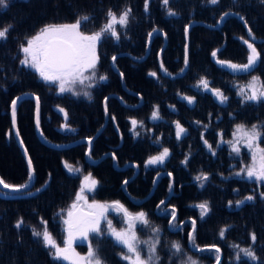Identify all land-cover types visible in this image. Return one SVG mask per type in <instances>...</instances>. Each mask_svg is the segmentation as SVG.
<instances>
[{
    "label": "trees",
    "instance_id": "trees-1",
    "mask_svg": "<svg viewBox=\"0 0 264 264\" xmlns=\"http://www.w3.org/2000/svg\"><path fill=\"white\" fill-rule=\"evenodd\" d=\"M126 6L133 8L135 19L130 22L126 38H122L119 45L107 40L98 49V75H107L108 80L98 82L90 89L91 100L83 96H58L55 86L45 85L37 74L21 69L19 61L14 59L20 43L39 32L45 24L71 23L78 16L88 14L94 18L86 26V31L90 33L97 30L103 22V13L108 7L120 11ZM171 6L180 13L178 17L166 16L159 0H152L151 12L147 15L143 12V0H7V7L0 8V27L11 25L7 41L0 42V178L16 184L28 181L27 164L11 131V99L22 93H36L41 97L40 131L43 137L53 144H69L87 136H94L106 120L104 128L93 142L92 159L110 154L98 163L90 164L85 160V143L64 149H53L42 144L35 134L33 100L25 98L19 101L16 126L32 161L34 182L28 191L33 194L29 196L28 191H25L13 194L7 199L0 197V264H67L63 261H53L38 239L32 236L33 227L42 229V218L48 222L49 230L61 246L63 244L64 234L57 213L66 209L74 200L80 176L70 175L62 160L80 166L82 173L91 172L98 180V188L88 195L89 199L106 202L119 200L130 212L144 211L149 214L151 226L161 229L160 235L164 244L159 252L161 261L158 264H176V259L171 256L168 247L173 240H178L190 255L199 257L206 264L213 263L214 253H193L189 250V218L197 219L198 245L215 243L221 247V264H235V250L229 245L236 243L247 247L250 243L248 233L255 231L258 243L253 245V248L260 257L258 264H264V201L257 195L254 202H247L241 208L235 206L236 200L252 194L255 189L254 182L250 183L231 175L239 170L242 164L240 159L246 158V154L241 151L238 158L230 155L227 145L216 148L218 131L223 130L225 139L230 140L235 124L245 123L250 127L253 123L264 122V103L241 105L240 97L236 95L237 88L247 85L252 75H260L261 82L264 83V62L258 64L257 70L251 75L232 73L220 68L211 55L216 49L221 50L218 54L221 59L246 63L248 49L240 39H247L245 26L234 15L229 16L217 29L199 24L214 25L222 12H239L245 16L256 37L264 38V5L260 4L259 0H238V3L220 0L216 6L209 5L207 0H171ZM189 20L198 24L193 25L190 30L189 67L182 76L168 79L159 73L157 52L164 42L162 35L152 40L144 60L134 62L126 56L129 54L142 57L146 52V34L156 26L167 33L161 56L165 67L172 74L180 73V69L184 67V25ZM256 46L264 57V42L256 43ZM114 54H122L119 55L117 66L119 71L125 73L123 84L126 90L122 87L119 75L110 66L111 56ZM149 71H157L159 79L149 77ZM201 76L211 82V87H218L228 95V102L221 105L202 88L198 91L196 84ZM136 93H140L138 96L143 98L142 103L134 109L124 107L114 97L108 101L109 112L117 117L120 129V132H117L110 117L104 116L103 99L108 95H118L125 104L134 105L139 102ZM177 93L195 96L196 101L189 106ZM57 105L69 111L68 123L76 129L75 133L60 130L59 126L64 120L63 114L57 110ZM153 105L159 106L162 119L151 120ZM169 105H174L176 111L173 112ZM210 112L211 118L208 115ZM229 113L233 116L230 117ZM130 118L143 121V127H137L140 135L135 139L129 130ZM176 120L188 130V135L179 142L175 139L172 123ZM194 121L210 124L205 135L216 148V156H212L204 147L200 140L202 129L198 128ZM155 137H160L159 144L153 142ZM163 147L170 149V156L165 165L150 166L146 170L144 161L148 156L157 154ZM260 147L264 148V141L260 142ZM113 151L118 157L117 165L139 164L137 176L126 187H122V183L133 174L134 168L127 167L116 171L111 159ZM189 153V163L183 166L181 161ZM157 171L164 174L159 177L151 197L140 204L133 203L129 196L134 199L146 196L152 188ZM169 171L173 173L175 184L167 202L177 207L178 221H188L180 232L169 231L168 218L156 215L155 211L159 201L165 199L169 193V178L166 175ZM201 171L207 172L210 177L203 189L199 188L198 182L193 179ZM37 188H41V191L37 192ZM204 200L209 201L211 211L200 221L199 209L192 205ZM229 200L233 202L231 208L228 207ZM21 217L25 223L20 229H16L15 222ZM113 222L119 226L117 219ZM225 225L231 227L225 238L220 239L219 230ZM75 250L84 253L86 246H75ZM120 251V246L110 238L99 241V254L106 264H127L119 259L117 253ZM240 264H249V261L242 258Z\"/></svg>",
    "mask_w": 264,
    "mask_h": 264
},
{
    "label": "snow or ice",
    "instance_id": "snow-or-ice-1",
    "mask_svg": "<svg viewBox=\"0 0 264 264\" xmlns=\"http://www.w3.org/2000/svg\"><path fill=\"white\" fill-rule=\"evenodd\" d=\"M232 3H238V0H231ZM161 7L164 9V14L168 17H178L180 13L171 6V0H159ZM209 5L216 6L220 3V0H207ZM259 3L264 5V0H259ZM152 0H143V12L145 15L151 12ZM0 7H7V0H0ZM236 15L247 29L248 38L240 37L243 44L248 49V55L246 63H234L230 60L219 58L220 49L213 50L211 55L215 58V63L222 69H227L232 73L242 72L251 75L253 71L257 70V65L264 62V57L256 46L255 41L257 37L249 26V22L245 16L240 15L239 12L224 11L220 14L219 18L215 21V25H208V27L221 25L229 16ZM104 20L99 25L97 30L88 33L86 31L87 24L93 21V17L88 14L78 16L71 23L63 24H45L39 32L35 35L27 37L24 42L20 43L18 54L14 59L19 61L21 69H27L37 74L38 78L49 86H55L58 96H67L70 98H84L91 100L92 93L85 89H92L98 82H106L108 80L107 75H98V64L100 62V55L98 49L104 45L107 40H111L114 44L119 45L122 38H126V31L132 20L135 19L133 14V8L130 6L124 7L123 10L117 11L112 7H108L103 13ZM194 21L189 20L184 25V68L189 67V38L190 30ZM11 30V25L7 27H0V42H6ZM163 35L167 39V33L156 26H153L146 34L145 49L148 50L151 47L152 40L158 36ZM164 49L161 48L157 52V59L159 61V70L165 76H172L173 74L167 70L164 61L161 56ZM118 54L111 56V67L114 70H118L117 60ZM133 61H140L143 57H132ZM184 68L180 69L183 73ZM149 77L159 79L157 71H149L147 73ZM119 77L122 82L125 80V73L119 71ZM15 79V77L13 78ZM259 83V87H257ZM196 88L199 91L201 88L210 93L219 104L223 105L228 102L229 97L218 87H211V82L205 77L201 76L197 81ZM140 95V93H136ZM177 95L186 101L189 106H192L195 101V96L184 95L183 93H177ZM236 95L240 97L239 103L241 105L262 104L264 103V83L261 82L260 75H252L251 81L247 86H239L237 88ZM32 98L35 100V124L37 129L40 128V101L41 97L36 93H31ZM143 97H141L142 99ZM23 99L22 96H15L11 99L10 113L13 128L17 123V105L19 101ZM111 99L109 96H105L103 99V111L106 118L110 117L111 122L116 125L117 132H120L119 125L117 123V117L115 114L109 112L108 101ZM173 112L176 111L174 105H169ZM58 112L63 114L64 122L60 125L61 131L76 132V129L72 128L68 123L69 111L65 107L57 105ZM209 118L212 113L210 112ZM232 117L233 114L229 113ZM151 120L157 121L162 119L159 113V106L153 105L151 111ZM218 119V117H217ZM130 131L133 139L140 135L137 131L138 125L143 127V121H138L135 118H130ZM175 128V139L181 141L188 135V130L179 121L172 122ZM200 131V140L204 147L212 156H216L218 153L216 148H221L223 145L230 147V155L239 156L241 154V147L243 145L249 150L252 157L251 164H241L238 171H234L231 175L235 177H241L248 182L255 183V189L252 194L246 195L243 199H238L235 202L237 208H241L247 202H254L259 196L261 201H264V148L260 147V142L264 141V122L253 123L248 127L245 123H237L234 126L232 132V138L225 139V133L220 130L216 133L218 140L216 148L206 139V132L209 130L210 124L202 121L193 122ZM101 127H103L101 125ZM99 131V129H98ZM150 132L151 129H148ZM42 134V133H41ZM19 136V132H16ZM96 139L94 136H87L83 138L82 143L87 144V149L84 153L85 157L92 160L93 142ZM121 139L123 136L121 134ZM155 144L160 143V137H155ZM21 143H23L21 141ZM27 155V152L25 153ZM170 156V149L163 147L155 155H150L144 161V168L147 170L150 166H162L165 165L168 157ZM191 153L186 154L181 161L183 166H187L190 160ZM111 159L115 162L118 157L116 152L111 153ZM64 168L70 175L79 174L82 168L69 163L66 160H62ZM93 163L95 161L93 160ZM79 164V161H77ZM132 168H139V164L132 163L129 165ZM29 175L28 181L32 180L34 175V169L32 168L31 159L28 160ZM162 173L157 171L156 177L153 179V185L158 182V178ZM51 174H49L50 176ZM166 175L169 178V195L172 194L174 189V176L171 171ZM222 175V174H221ZM228 179L229 177H223ZM198 182V187L203 189L206 186V182L210 177L207 172L201 171L193 178ZM131 181L125 179L123 185L126 187ZM47 184V181L45 182ZM98 180L93 177V174L89 172L81 180V186L75 193V200L71 205V210L67 212V218H63L62 211L57 213L60 216L64 227L62 232L65 233L63 240V246L57 241L52 232L49 230L48 222L41 218L43 227L41 230L32 228V236L37 238L42 244L43 248L48 251V255L53 261H70L71 264H106L99 254V241L105 238H110L115 242L117 246H120L121 251L117 253L119 259L126 261L127 264H158L161 261L159 254L160 249L164 247L162 243V237L160 235L161 229L159 227L151 226L149 214L144 211L136 212L132 214L127 208L119 201L113 200L111 202H100L95 199L92 203H88V197L85 196V190L88 193H94L98 188ZM29 188V183L16 184L8 183L3 178H0V197L5 199L9 198L13 194L21 193ZM37 192L41 191V188L36 189ZM238 191V189H234ZM31 196L33 193L28 191ZM83 201L86 206V210H81L79 202ZM233 202L228 201V207H232ZM196 209H199V220L203 221L210 214L209 201L204 200L200 203L192 205ZM113 213H122L123 220L120 221L126 227L117 228L114 226V219H119V215L110 218ZM156 215L161 217H167L168 229L172 232H180L184 230V226L188 224L187 220L178 221V212L175 205H171L166 199H161L156 205ZM191 222V228L187 232V238L189 244L192 246L195 252L214 253L215 264H221L222 249L215 243L210 245H198L196 243L197 233V219L189 218ZM23 217L19 218L14 227L20 229L24 225ZM231 225H225L219 230V238L224 239L227 231ZM145 228H149L151 235L146 240H142L138 236V232L143 231ZM250 243L247 247H241L239 244L233 243L229 245L234 249L233 259L235 264H240L242 258L247 259L249 264H258L260 257L253 248V245L258 243V235L255 231L248 233ZM87 243L88 251L86 254L81 255L75 251V246ZM143 245V247H141ZM159 246V247H158ZM168 247L171 250V256L178 255L180 264H199L197 259L187 255L181 243L178 240H173L169 243ZM146 253V254H145ZM170 256V258H171Z\"/></svg>",
    "mask_w": 264,
    "mask_h": 264
},
{
    "label": "water",
    "instance_id": "water-1",
    "mask_svg": "<svg viewBox=\"0 0 264 264\" xmlns=\"http://www.w3.org/2000/svg\"><path fill=\"white\" fill-rule=\"evenodd\" d=\"M234 16H236V15H234ZM236 17H237V16H236ZM237 18H238V17H237ZM239 20H240V19H239ZM240 21H241V20H240ZM241 22H242V21H241ZM242 23H243V22H242ZM195 24H198V22L194 21L193 25H195ZM199 24H202V25L206 26L207 28H211V29H217V28L219 27V26L208 27L209 24H204V23H199ZM243 24H244V23H243ZM214 25H215V24H214ZM245 29H246V28H245ZM246 34H247V29H246ZM162 36H163V35H162ZM184 37H185V36H184ZM247 38H248V34H247ZM163 39H164V42H163L162 48L164 49V47H165V45H166V39L164 38V36H163ZM262 42H264V38H259V39L257 38V40L255 41V43H262ZM147 54H148V50H146L145 54L142 56V57H143L142 60L145 59V57L147 56ZM119 55H122V54H118V56H119ZM126 56H128V57L133 61V59H132L133 56H132V55L126 54ZM142 60H140V61H142ZM140 61H134V62H140ZM110 66H111V61H110ZM111 68H112V67H111ZM158 68H159V62H158ZM183 68H184V67H183ZM112 70H113L116 74L119 75V71L114 70L113 68H112ZM185 70H186V68H184L183 73L185 72ZM159 73L161 74V76L166 77V78H168V79H174V78H177V77H180V76L183 75V73L180 72V73H178V74H173L172 76H165L162 72H160V70H159ZM120 80H121V79H120ZM121 84H122L123 89L126 90L122 81H121ZM18 96H22L23 99H25V98H30V99H32L33 102H34V107H35V100L32 98L31 93H22V94H20V95H18ZM108 96H109V97L117 98V99L119 100V102H120L124 107H126V108H132V109H134V108L138 107V106L142 103V99H141V97H139L138 95H136V96L138 97L139 102H138L137 104H134V105H127V104H125V103L120 99V97H119L118 95H108ZM23 99H21V100H23ZM21 100H20V101H21ZM10 115H11V113H10ZM105 124H106V120H105L104 124L102 125L103 127H101V128L99 129V131H97V132L94 134V137H97V136L100 134V132H101L102 129L104 128ZM34 127H35V134H36L37 138L39 139V141H40L42 144H44V145H46V146H48V147H50V148H53V149H64V148L72 147V146H75L76 144L82 143V141H83V140H76V141L71 142V143H69V144H53V143L48 142V141L43 137V135L41 134L40 128L37 129V127H36V124H35V109H34ZM11 131H12L13 136H14V139H15V141H16V143H17V145H18V147H19V149H20V151H21V153H22V155H23V157H24V159H25V162H26V164H27V168H28V160H29V157H28V155L25 154V153H26V150H25L23 144L21 143V139H20V137L16 135V132L18 131V130H17V126H16L15 128H13L12 120H11ZM85 144H86V143H85ZM108 155H110V154H104V155H102L101 157H99V158H97V159H92V160H89L87 157H85V160H86L88 163H90V164H96V163H98L99 161H101L104 157H107ZM93 160L95 161V163H93ZM131 164H132V163H125V164L119 166V165H117L116 161L114 162V161L112 160L113 168H114L116 171H121V170H123V169H125V168H127V167H130L129 165H131ZM138 172H139V169L134 168V172H133V174H132L129 178H127V179H129L130 181L133 180V179L137 176ZM161 173H162V174H161L160 176H162V175L164 174V172H161ZM166 173H167V172H166ZM28 174H29V168H28ZM160 176H159V177H160ZM155 177H156V175H155ZM155 177H154V178H155ZM158 179H159V178H158ZM33 182H34V175H33L32 180H31L30 182H29V181L26 182V183H29V188L31 187V185L33 184ZM122 187H124L123 183H122ZM29 188L26 189V190H24V191H22V192L28 191ZM154 189H155V186L152 185L151 190L148 192V194H147L146 196H144V197H142V198H140V199H134V198H132L131 196H129V199H130L133 203H135V204H140V203H142V202L148 200V199L151 197V195H152ZM172 193H173V192H172ZM170 196H171V195H169V193H168V195L166 196L165 199L167 200ZM81 210H83V209H81ZM187 246H188V248H189V250H190L191 252H193V253H199V252H195V251H194V249L192 248V246L189 244L188 240H187ZM212 264H215V261H214Z\"/></svg>",
    "mask_w": 264,
    "mask_h": 264
},
{
    "label": "rangeland",
    "instance_id": "rangeland-1",
    "mask_svg": "<svg viewBox=\"0 0 264 264\" xmlns=\"http://www.w3.org/2000/svg\"><path fill=\"white\" fill-rule=\"evenodd\" d=\"M1 8V7H0ZM252 78V77H251ZM251 78H250V80L248 81V83H247V85L249 84V82L251 81ZM247 85H245V86H247ZM257 87H259V83H258V85H257ZM85 90H88V91H90V89H85ZM59 128H60V126H59ZM232 138V137H231ZM227 147L230 149V147L227 145ZM240 147H241V151H243L245 154H246V158H241L240 160H241V163H243V164H251L252 163V157H251V153L249 152V150L247 149V148H245L243 145H240ZM262 148V147H261ZM233 156H235L234 154H233ZM238 158H239V156H237ZM80 167V166H79ZM89 173V172H88ZM88 173H82V172H80L79 174H76V175H79L80 176V182H79V187H78V189L80 188V186H81V180L83 179V177L84 176H86ZM94 177V176H93ZM95 178V177H94ZM77 189V190H78ZM85 196H87L88 197V195L90 194V193H88L87 192V190H85ZM74 200H75V197H74ZM73 200V201H74ZM73 201H72V203H73ZM97 201H100V200H97ZM100 202H106V201H100ZM72 203L66 208V209H64L63 211H62V215H63V218H67V212L69 211V210H71V205H72ZM88 203H92V199H89V197H88ZM79 205H80V207H81V209H83V210H86V206L84 205V202L83 201H81V202H79ZM155 211H156V209H155ZM130 212V211H129ZM130 213H132V214H135V212H130ZM117 215H119V219H117V223L119 224V226H116L115 224H114V226H116L117 228H120V227H126V225H123L120 221H122L123 220V215H122V213H119V214H117V213H113V215L112 216H110V218H113V217H115V216H117ZM59 220H60V222H61V225H62V228L64 227V225H63V223H62V219H61V217L59 216ZM64 234V238H65V233H63ZM138 234V236H139V238L140 239H142V240H146V239H148V237L151 235V232H150V229L149 228H145L143 231H140V232H138L137 233ZM64 238H63V240H64ZM113 241V240H112ZM114 242V241H113ZM115 243V242H114ZM82 245H85L86 246V252H84V253H81V252H78L77 250H75L77 253H79V254H81V255H84V254H86L87 253V251H88V247H87V243L85 242L84 244H82ZM62 246H63V244H62ZM141 247H143V245L141 246ZM184 249V248H183ZM184 252L185 253H187L188 251H186V250H184ZM146 254V253H145ZM187 255H189V256H192V255H190L189 254V252L187 253ZM175 257V259H176V264H180V257L178 256V255H176V256H174ZM194 259H197L198 261H199V264H206L202 259H200L199 257H196V256H192ZM102 258V257H101ZM213 259H212V262H214L215 261V258H214V256L212 257ZM63 262H65V263H67V264H71V262L70 261H63ZM211 262V263H212Z\"/></svg>",
    "mask_w": 264,
    "mask_h": 264
}]
</instances>
